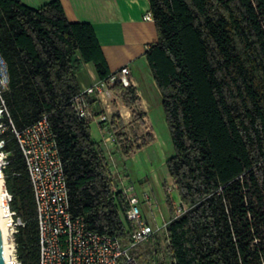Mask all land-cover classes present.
Wrapping results in <instances>:
<instances>
[{"label": "trees", "instance_id": "trees-1", "mask_svg": "<svg viewBox=\"0 0 264 264\" xmlns=\"http://www.w3.org/2000/svg\"><path fill=\"white\" fill-rule=\"evenodd\" d=\"M148 3L157 40L144 56L173 147L166 167L186 208L173 218L165 188L171 220L163 264H259L258 248L251 257L247 246L253 227L264 235V0ZM0 56L8 71L9 119L0 133L9 153L4 181L12 208L25 222L14 237L19 261L38 264L39 243L33 194L13 129L23 130L43 115L63 161L71 215L82 217L93 232L127 238V204L111 191L108 159L90 122L70 107L81 90L76 74L83 64L91 63L100 80L113 74L93 26L69 21L60 0L39 8L0 0ZM111 89L135 120L142 117L133 110V86L116 82ZM91 105L95 114L103 113L97 100ZM110 125L119 129L116 139L125 153L152 140L147 134L133 146L118 114ZM159 248L153 240V260Z\"/></svg>", "mask_w": 264, "mask_h": 264}, {"label": "built area", "instance_id": "built-area-1", "mask_svg": "<svg viewBox=\"0 0 264 264\" xmlns=\"http://www.w3.org/2000/svg\"><path fill=\"white\" fill-rule=\"evenodd\" d=\"M143 19L153 21L150 12ZM129 76V68L122 67L119 74L113 73L108 79L81 89L70 100L72 111L78 119L86 122H107L105 113L95 114L91 101L97 100L104 107L111 96L113 84L119 82L123 87H128ZM7 88V66L0 56V133L4 130V119H9L5 100ZM13 132L24 159L34 199L39 243L38 264H141V248L148 245L152 250L153 240L160 237L164 247L168 243L167 224L171 217L160 227L149 224L140 210L141 201L148 202L149 196L144 195L141 199L132 185L125 186L120 178L122 175L116 171L114 165L111 169L109 163L111 191L124 197L127 208L123 213V220L132 227L127 238L99 234L87 229L82 217H73L70 213L64 165L47 116L43 115L40 120L23 130L13 129ZM111 134L106 142L114 144L116 138L114 133ZM4 145V140L0 139V218L4 221L9 245L4 264H22L16 255L14 237L24 227L25 222L12 208L13 198L5 187L3 170L8 165L9 153L4 150ZM185 211V206L179 202L174 206L173 218ZM257 242L259 264H264L261 237H255V243ZM161 254L159 251L158 257Z\"/></svg>", "mask_w": 264, "mask_h": 264}, {"label": "crops", "instance_id": "crops-1", "mask_svg": "<svg viewBox=\"0 0 264 264\" xmlns=\"http://www.w3.org/2000/svg\"><path fill=\"white\" fill-rule=\"evenodd\" d=\"M19 1L32 8H39L52 0ZM60 2L69 21L86 22L93 26L112 73L119 74L122 67L129 68L130 85L134 87L137 96L133 110L142 113L139 120L143 126L139 125L137 136L141 137L148 133L153 138L150 113L152 107L161 104V95L144 56L146 49L157 40L154 22L143 19L149 12L148 0H60ZM76 78L81 89L100 81L91 63L83 64ZM111 92V96L116 100V106L106 101L104 107H101L109 120L118 114L128 134V127L133 125L134 121L132 110L123 104L119 94L113 90ZM128 138L130 139L129 136ZM121 145L122 143L116 142L111 144L108 150V155L116 166L120 159L132 153H125Z\"/></svg>", "mask_w": 264, "mask_h": 264}, {"label": "rangeland", "instance_id": "rangeland-1", "mask_svg": "<svg viewBox=\"0 0 264 264\" xmlns=\"http://www.w3.org/2000/svg\"><path fill=\"white\" fill-rule=\"evenodd\" d=\"M107 101L108 104L116 106V100L113 96H110ZM103 113H105L104 110ZM150 117L153 129L152 140L140 149H134L132 153L124 157V159H120L117 166L114 165V162L108 155L111 143L106 142V139L112 135L111 133H114L116 138L119 129L116 130L111 127L109 118L107 122L102 124L103 126L98 124V120L92 121L89 124V128L93 139L103 148L108 163L111 165V169L114 165L116 171L122 175L120 178L123 180L125 186L132 185L141 199H143L144 195L149 196L148 202L141 201L140 203L142 216L149 224L154 227H160L164 221L168 222L171 215L166 203L165 188L168 189L169 198L174 206L180 202V198L177 190L173 186L172 179L170 178L166 167L167 159L173 154V147L161 104L152 107ZM132 123L133 125H129L128 127V134L125 129L124 131L127 138L128 136L130 137L128 140H130L133 143V146H135L140 142V138L145 137L148 133L138 137V127L139 125L143 126L142 121L134 119ZM122 148L124 150V145ZM243 230L244 229L241 231ZM254 231L255 227L251 230L253 237L247 246L249 252L252 253L251 257L255 256L254 251L256 252V249L258 248L257 244H259V242L255 243V237H264L262 231H259V234H255ZM158 240L160 247L159 251L162 253L161 257L159 256L156 260H153L148 252L151 249L146 245L141 248L140 251V253L143 252L142 255L140 254L139 256L141 257V264H163V261H165L163 255L164 244L161 237Z\"/></svg>", "mask_w": 264, "mask_h": 264}, {"label": "bare ground", "instance_id": "bare-ground-1", "mask_svg": "<svg viewBox=\"0 0 264 264\" xmlns=\"http://www.w3.org/2000/svg\"><path fill=\"white\" fill-rule=\"evenodd\" d=\"M0 185H1V182H0ZM0 228L2 231V237H3V255L5 257L8 253L9 245H8V235H7L2 217L0 218Z\"/></svg>", "mask_w": 264, "mask_h": 264}, {"label": "water", "instance_id": "water-1", "mask_svg": "<svg viewBox=\"0 0 264 264\" xmlns=\"http://www.w3.org/2000/svg\"><path fill=\"white\" fill-rule=\"evenodd\" d=\"M0 264H4V255H3V237L2 231L0 228Z\"/></svg>", "mask_w": 264, "mask_h": 264}]
</instances>
